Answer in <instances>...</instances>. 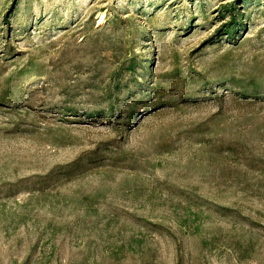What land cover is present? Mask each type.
<instances>
[{
	"label": "rangeland",
	"instance_id": "obj_1",
	"mask_svg": "<svg viewBox=\"0 0 264 264\" xmlns=\"http://www.w3.org/2000/svg\"><path fill=\"white\" fill-rule=\"evenodd\" d=\"M0 264H264V0H0Z\"/></svg>",
	"mask_w": 264,
	"mask_h": 264
}]
</instances>
